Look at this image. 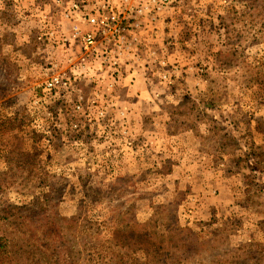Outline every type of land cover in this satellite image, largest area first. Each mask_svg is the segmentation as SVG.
I'll return each instance as SVG.
<instances>
[{"label": "rangeland", "instance_id": "obj_1", "mask_svg": "<svg viewBox=\"0 0 264 264\" xmlns=\"http://www.w3.org/2000/svg\"><path fill=\"white\" fill-rule=\"evenodd\" d=\"M67 6L0 0L5 264H264V0H169L117 86L49 87ZM131 226L162 246L117 242Z\"/></svg>", "mask_w": 264, "mask_h": 264}, {"label": "built area", "instance_id": "obj_2", "mask_svg": "<svg viewBox=\"0 0 264 264\" xmlns=\"http://www.w3.org/2000/svg\"><path fill=\"white\" fill-rule=\"evenodd\" d=\"M169 0H68L67 8L60 13L70 24V32L62 38L67 49L69 69L63 74L50 70L45 86H70L71 80H82L86 75L105 74L110 78L106 86L120 82L121 60L129 58L133 50V34L138 29V18L159 13ZM44 26L49 21L45 20ZM81 25L88 27L82 31ZM54 32L50 33V37ZM132 46V47H131ZM74 48H78L75 51ZM79 58L74 62V59ZM53 69V68H52Z\"/></svg>", "mask_w": 264, "mask_h": 264}, {"label": "trees", "instance_id": "obj_3", "mask_svg": "<svg viewBox=\"0 0 264 264\" xmlns=\"http://www.w3.org/2000/svg\"><path fill=\"white\" fill-rule=\"evenodd\" d=\"M4 218H0V232L2 231ZM7 220V219H6ZM5 220V221H6ZM117 229L115 234L116 241L125 246V243H132V247H137L142 249L141 251L146 253V256L149 257L151 251H158V247L160 248L162 245L159 242L156 235L153 232H150L145 226L137 227L131 226V228ZM9 235L0 234V264H5L8 260L10 261L11 250H14L16 246H18L19 240H15L14 238H7ZM136 248V249H137ZM17 249V248H15Z\"/></svg>", "mask_w": 264, "mask_h": 264}]
</instances>
